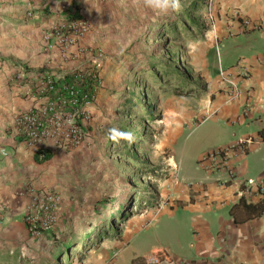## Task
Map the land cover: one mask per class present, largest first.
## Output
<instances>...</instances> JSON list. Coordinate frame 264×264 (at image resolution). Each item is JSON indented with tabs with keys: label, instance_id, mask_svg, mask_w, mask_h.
Returning <instances> with one entry per match:
<instances>
[{
	"label": "crops",
	"instance_id": "crops-1",
	"mask_svg": "<svg viewBox=\"0 0 264 264\" xmlns=\"http://www.w3.org/2000/svg\"><path fill=\"white\" fill-rule=\"evenodd\" d=\"M217 1L222 2L226 12L217 18L212 30L208 28L206 32H198L205 39H202L197 60L191 67L192 72L202 78L204 91L191 86L193 89L189 95L175 93L174 98L182 96L190 101V106L175 104L166 112L165 119L172 129L179 131L177 137L186 126L198 125L207 118L223 123L229 132L217 148L249 138L257 142L249 144L244 153L231 154L232 179L226 172L214 171L211 174L219 173V178L189 187L190 195L186 192L187 187L177 183L175 178L172 181L174 189L182 191L184 206L169 211L172 215L171 211L181 207L189 217L193 233L191 252L186 257H179L163 244H160V250L148 255L140 254L133 247L126 264H132L139 258L144 260L140 264H264V215L235 223L229 212L244 189V180L256 177V181L264 183V163L260 171L251 174L247 161L248 152L264 145V136H261V131H264V0ZM78 4L79 0H0V262L5 264L24 263L28 259L29 248L35 245L39 248L45 244L50 248L51 239L47 241L46 238L48 233L39 239L29 237L24 217L33 202L42 197V191L52 186V180L57 184L58 178L52 177L50 162L56 154L62 153L50 152L52 157L49 160L38 162L35 150L16 136L17 115L42 102L39 91L46 77L64 83L66 76L80 72L81 65H88L86 62L89 59L95 62L97 75L102 80L101 83L98 80L96 100L87 107V111L94 114L98 97L103 92L102 83L108 66L107 60L101 69L103 56L100 57L101 54L96 51H108V47L116 49L123 42L120 32L108 29L112 25V15L106 12L97 13L93 20L98 28L85 32L81 37L73 32L62 34V39L52 34L57 26L84 21ZM68 16L74 18L68 19ZM242 20H248L251 26H245ZM253 24H259V27L254 28ZM228 43L236 56L234 62L224 65L220 49L221 45ZM214 49L220 57L213 76L206 55ZM93 54L95 56L91 58ZM229 55L231 52L225 51L224 56ZM242 69L247 71L244 78L241 76ZM224 78L238 83L237 96L232 97ZM189 79L198 82L194 77ZM192 101H195L194 105H191ZM177 137L167 145L173 151L174 163L173 147ZM208 152L200 154L197 159ZM212 175L210 178H213ZM263 196L264 193L253 196L250 201ZM149 223L144 224L143 219L132 221L121 241H107L115 248L92 264H119L121 254L128 250L136 234ZM220 238L224 241L221 242ZM114 253H117L115 257ZM82 262L77 264L85 263Z\"/></svg>",
	"mask_w": 264,
	"mask_h": 264
},
{
	"label": "rangeland",
	"instance_id": "rangeland-1",
	"mask_svg": "<svg viewBox=\"0 0 264 264\" xmlns=\"http://www.w3.org/2000/svg\"><path fill=\"white\" fill-rule=\"evenodd\" d=\"M192 1L182 0L183 9L178 13L156 15L142 6L124 7L121 0H79L78 9L85 18L83 22L77 21L76 35L81 37L85 32L98 28L93 17L106 12L112 15V25L108 29L120 32L123 42L116 49L108 47V51H96L98 55L101 54L100 57L103 56L101 69L108 60L103 92L98 97L95 113L86 111L81 121L86 133L84 143L69 153L56 154L50 162L52 177L58 178V181L56 184L52 180V186L42 191V196L49 193L59 198L53 226L45 233L49 234L47 241L51 239L50 248L45 244L39 248L36 245L30 247L24 264L28 261L65 264L64 260L58 263L54 259L56 241L63 238L61 235L70 233L77 237H96L103 230L104 223L109 222L114 225L115 232L106 236L99 248L88 251L83 261L84 264H92L114 249L115 246L108 243L121 241L131 222L138 219H143L144 224L150 223L136 234L128 250L119 257V264L127 263L133 247L142 255L160 250V244L169 246L179 257H186L191 252L193 233L188 215L181 207L171 211L172 215L169 211L184 206L182 191L174 189L172 181L175 178L177 183L187 187L186 192L190 195L189 187L194 188L219 178V173L212 175L202 168L199 160L204 156L197 158L200 154L215 150L223 137L227 136L229 128L207 118L198 125L193 123L186 126L177 137L179 131L170 127L165 119L166 112L177 103L188 107L190 101L182 96L174 98L175 93L168 91L166 77H162L157 66L153 68L150 63L158 61L163 66L176 69L182 77H194L195 81L202 83L200 75L192 72L191 67L197 60L198 47L205 38L199 36L196 28H189L187 23L186 27L174 26L177 20H184L187 14L185 8ZM206 3L207 7L199 16L210 31L226 10L221 1L206 0ZM209 8L214 17L212 22L208 18ZM230 47L232 45L229 43L221 45L224 65L234 62L236 52ZM225 51L231 52V55L224 56ZM206 57L214 76L218 69L219 53L214 49ZM91 60L86 62L88 65H81L79 71L93 68L95 72V62ZM154 74L160 77L157 83L152 82ZM98 80L102 82L99 76ZM149 111L153 113L152 117H149ZM123 127L142 131L147 138L153 136V144L148 140L142 143L135 141V144L125 142V135L121 131ZM175 137L173 150L176 163L173 162L172 149L167 146ZM247 161L251 174L260 171L264 163V145L254 152H248ZM140 163L157 167L158 176H145ZM253 178L256 180V177ZM76 251L69 252L71 264L78 262L73 256Z\"/></svg>",
	"mask_w": 264,
	"mask_h": 264
},
{
	"label": "built area",
	"instance_id": "built-area-1",
	"mask_svg": "<svg viewBox=\"0 0 264 264\" xmlns=\"http://www.w3.org/2000/svg\"><path fill=\"white\" fill-rule=\"evenodd\" d=\"M209 21H213L211 9H208ZM245 26H251L248 20H242ZM77 22L71 21L62 24L54 29L60 39L66 32H73L76 35ZM254 28L259 24H253ZM63 34V36H62ZM241 76H247V71L242 69ZM223 78V72L220 70ZM98 81V75L95 77ZM232 97L238 94V83L233 79H225ZM42 102L31 109L19 113L15 119L16 136H18L29 147L35 150L39 160H45L49 152H70L79 147L86 140V133L81 121L85 118L87 107L94 103L95 92L84 94L78 83L65 84L57 83L51 77H46L42 83ZM252 139L240 140L233 145L217 148L208 152L200 164L209 173L214 171L226 172L230 179L234 177L233 167L229 165V158L234 153H244ZM244 189L240 192L246 200L250 201L254 196H261L264 193V183L248 178L242 182ZM59 198L46 193L40 199L35 200L32 207L28 209L24 217L27 234L32 239L41 238L52 226L55 216V208ZM224 206V203H220ZM221 242L224 241L220 238ZM117 253L113 254L115 257ZM152 263V262H151ZM154 264V263H153Z\"/></svg>",
	"mask_w": 264,
	"mask_h": 264
},
{
	"label": "trees",
	"instance_id": "trees-1",
	"mask_svg": "<svg viewBox=\"0 0 264 264\" xmlns=\"http://www.w3.org/2000/svg\"><path fill=\"white\" fill-rule=\"evenodd\" d=\"M207 7L206 0H193L189 6L185 8L187 14H185L184 20H177L174 23L175 27H186V23L188 24L189 28H196L198 32L203 33L208 30V27L200 21L199 14ZM197 16V17H196ZM74 17L68 16V19H73ZM174 28V27H171ZM173 33V32H172ZM173 58V56L171 57ZM155 64V65H154ZM150 65L154 68L157 66L158 71L162 73V77H166V84H168V91H173L176 94H186L189 95L192 93L191 89H199V91L203 92L204 85L200 82H192L191 79L182 77L180 73L176 69L163 66V64L158 63V61H152ZM177 65V64H175ZM97 76L96 72L93 70H86L84 72H75L71 76H66L64 78L65 84H72L78 83L80 90L84 94H93L94 89L98 85V81L95 79ZM152 82L157 83L159 82V76L154 74L152 76ZM178 82V84H173ZM193 86V88H191ZM153 107V105L151 106ZM149 117H152L153 113L149 111ZM161 120V118H159ZM122 133L125 135V142L132 141L135 144V141L138 143L150 142L153 144V136L149 138L145 137V134L141 131H132L130 128L123 127ZM158 131H154L157 133ZM261 136H264V131H261ZM52 157V154L47 153L45 160L47 161ZM36 160L40 162L38 155L35 156ZM141 169L144 171L145 176H149L151 178H156L158 173H156L157 167H153L151 165L140 163ZM231 216L233 217L235 223H243L247 220L260 218L264 215V196L259 198L256 201H247L243 196H240L237 202L231 205L229 210ZM104 228L100 233H97L96 237H89L90 235H86V237H77V235H72L67 233L63 236L62 239L56 241L55 250H54V259L55 262H60L61 260L65 261V264L72 263V257L69 255V252L76 249L77 251L73 256H76L78 262H82L87 257V252L92 249L99 248L101 242L106 239V236L115 232V227L113 224L109 222L104 223ZM154 255H158L157 252L153 253ZM144 260L139 258L132 264H140ZM0 264H5L3 261ZM6 264H9L6 262ZM24 264V263H18ZM25 264H51L49 262H36V261H28ZM153 264V263H149Z\"/></svg>",
	"mask_w": 264,
	"mask_h": 264
},
{
	"label": "clouds",
	"instance_id": "clouds-1",
	"mask_svg": "<svg viewBox=\"0 0 264 264\" xmlns=\"http://www.w3.org/2000/svg\"><path fill=\"white\" fill-rule=\"evenodd\" d=\"M124 7H143L156 15H168L183 9L182 0H121Z\"/></svg>",
	"mask_w": 264,
	"mask_h": 264
}]
</instances>
